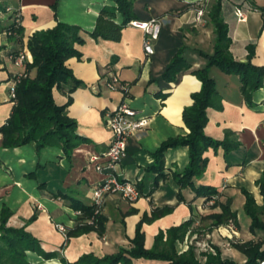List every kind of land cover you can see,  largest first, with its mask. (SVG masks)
Returning a JSON list of instances; mask_svg holds the SVG:
<instances>
[{
  "label": "crops",
  "instance_id": "obj_1",
  "mask_svg": "<svg viewBox=\"0 0 264 264\" xmlns=\"http://www.w3.org/2000/svg\"><path fill=\"white\" fill-rule=\"evenodd\" d=\"M214 1L132 0L135 19L165 18L153 44L154 52L147 56L142 48L143 31L127 23L118 41L89 35L98 11L104 5H113V0H0V125L14 105L9 88L20 69L11 55L26 45L28 36L60 21L77 25L84 40L74 44L80 56L65 61L81 85L70 90L71 83L63 82L53 86L52 96L57 104H66V114L76 122V134L85 140L67 156L57 145L37 148L35 142H28L5 147L0 134V211L5 206L11 212L6 225L25 226L45 251L57 253V257L44 259L29 252L31 264H62L59 255L72 262L83 253L102 256L115 252L129 246L138 224L144 247L150 248L160 230L164 232L189 218L195 219L193 226L201 225V216L220 212L218 205L203 209L204 196L176 183L173 173L188 163L186 146L164 151L161 174L152 168L153 153L162 141L188 132L181 112L192 102L190 94L200 88V81L190 72L205 64V58L196 51H213L214 32L208 11ZM236 6L246 12L244 21L237 19ZM198 9L203 11L200 20L195 17ZM14 13L23 28L20 41L3 30ZM221 16L227 23L232 56L246 59L248 45H252V63L264 66V0H221ZM120 20L117 13L116 21ZM181 46L186 48L183 54L190 69L179 72L175 81H167L163 73ZM106 67L128 84L126 102L148 118L144 128L127 138L125 154L116 167L118 177L135 181L141 196L129 201L116 193L106 195L100 209L103 233L91 229L71 236L61 249L65 236L56 225L70 229L83 221L76 213V203L91 204L92 189L102 178L89 162V155L107 148L111 132L105 124V114L122 98L120 91L102 82ZM209 75L215 80L222 106L206 109L204 132L222 140L225 131L230 130L238 145L226 152L221 145L208 147L203 152L207 158L205 170L193 182L195 186L218 188V201L231 198L230 208L236 213V240L260 239L264 230H249L243 190L250 192L257 204L262 203L256 180L264 171V73L263 86L253 92L250 104L241 95L238 75L226 74L215 66L210 67ZM162 93H166L164 98L160 97ZM177 193L182 200L177 199ZM153 208L157 210L153 212ZM33 213L35 218L27 222ZM221 229L226 231L222 226L213 228L209 241L220 247L223 256L239 258V253L226 245L228 239ZM165 262L135 258L130 264Z\"/></svg>",
  "mask_w": 264,
  "mask_h": 264
},
{
  "label": "trees",
  "instance_id": "obj_2",
  "mask_svg": "<svg viewBox=\"0 0 264 264\" xmlns=\"http://www.w3.org/2000/svg\"><path fill=\"white\" fill-rule=\"evenodd\" d=\"M113 5H104L98 11L93 29L89 35L93 38L102 37L118 41L121 37V29L126 23L135 19L132 0H113ZM120 14L121 20L116 21V15ZM208 16L213 26L214 43L211 53L197 50V54L205 58V64L196 69H191L200 81L199 90L190 94L192 102L185 106L181 112L182 120L188 128L184 135L168 137L153 153L154 162L152 168L161 174L163 168V153L166 149L176 146H186L188 163L181 171L174 172V178L179 187H190L196 195L209 199L216 196L211 207L218 205L220 212H210L201 216V225L194 229V218H189L177 226H171L164 232L159 231L154 238L150 248L144 247L143 233L139 224L128 247H119L117 251L97 256L92 252L83 253L72 262L67 261L62 255L58 258L62 264H130L135 258L155 259L166 261L164 264H258L264 258V237L260 239L236 240L232 239L229 245L239 253V258L223 256L220 247L211 245L214 252L208 250H197L194 243L179 252L178 244L182 242L186 234L203 230L210 232L213 228L225 225L231 219L236 225V213L231 210V198L218 201L219 189L210 185H194V179L201 177L205 170L207 158L203 152L210 146H222L226 151L238 145L235 134L226 130L222 140L211 138L204 132L207 121L206 109L214 107L221 108V99L217 92L215 80L209 75L212 66L217 67L226 74H236L240 81V92L247 104L251 103L253 92L263 86L264 66L252 63L254 54L252 45H248L246 59H235L230 50V38L227 23L221 16V0H215L208 11ZM2 29V28H0ZM3 30L19 41L22 38L23 28L19 20L14 17L3 27ZM77 25L57 21L52 27L35 30L22 45L28 55L25 61L26 76L15 84L14 105L5 123L0 125L1 144L5 147L18 146L28 142H35L40 148L48 145L61 147L65 155L69 156L81 141L85 140L75 132L76 122L70 118L65 111L66 104H57L52 96L53 86L63 82L71 83L70 90L81 85L65 61L71 56H80L75 48V43H83ZM10 32V33H8ZM18 49V50H20ZM185 46L176 50L167 65L163 77L167 81H175L176 75L190 69V63L184 57ZM16 50L15 52H17ZM14 53V52H13ZM106 67L102 72L103 83L108 80ZM166 93L160 94L164 98ZM262 203L257 204L253 195L243 190L245 201L243 209L250 218L249 230L255 233L264 230V171L256 180ZM177 199L182 200L180 193ZM77 209L82 212V222L73 228L66 229L65 239L61 244L62 249L71 236L79 235L91 229H95L101 235L103 233L102 214H95L92 223L86 221L93 215L94 205L76 203ZM157 209L153 208V212ZM10 210L5 206L0 211V264H31V254L36 253L44 259L57 257L55 251H45L39 240L25 226H7ZM33 213L27 222L33 220ZM201 234V233H200ZM197 239V237L195 238Z\"/></svg>",
  "mask_w": 264,
  "mask_h": 264
},
{
  "label": "built area",
  "instance_id": "obj_3",
  "mask_svg": "<svg viewBox=\"0 0 264 264\" xmlns=\"http://www.w3.org/2000/svg\"><path fill=\"white\" fill-rule=\"evenodd\" d=\"M202 12L201 9L197 10L195 15L197 20L201 19ZM234 13L239 21H244L246 19V12L241 7L236 6L234 8ZM14 19L15 21L18 19L16 13H14ZM164 21V17L152 16L147 20L131 19L127 22L128 25L138 27L143 31L142 48L145 55L149 56L153 54V44L159 36ZM11 59L13 63L20 68L14 75L9 88L12 100L14 101L15 84L27 74L25 61L28 59V55L23 49H20L17 52L12 53ZM105 85L111 90L120 91L122 98L112 111L105 114V124L111 132V139L107 148L102 153H91L89 155V162L93 164V167L97 172L102 174V178L92 189L91 197L94 210L93 215L86 219L88 223H92L93 216L100 213L106 195L116 193L129 201H135L141 196V192L138 190L135 181L118 177L116 167L125 154L127 138L131 134L144 128L148 124V118L144 115H140L138 110L131 107L126 102L128 97V84L119 80V77L115 72H108V80L105 82ZM215 199V195L211 196L209 199H204L202 207H211ZM76 213L80 216L82 215V212L79 209L76 210ZM221 226H224L228 232L229 239L226 242V245H229V241L235 239V224L229 219L225 225H220L217 228H221ZM56 227L65 236L66 228L61 224H57ZM203 249H208L214 252V249L211 246L204 247ZM258 264H264V258L260 259Z\"/></svg>",
  "mask_w": 264,
  "mask_h": 264
},
{
  "label": "rangeland",
  "instance_id": "obj_4",
  "mask_svg": "<svg viewBox=\"0 0 264 264\" xmlns=\"http://www.w3.org/2000/svg\"><path fill=\"white\" fill-rule=\"evenodd\" d=\"M201 224H203V223H201ZM196 225H198V223H196ZM222 227H224V226H222ZM194 228H195V226L194 227H192V226L190 227V229H194ZM221 230H222V232L224 234H226L227 239H229L228 238V232L227 231H224L223 229H221ZM209 233L210 232H205L203 230H200L199 232L193 231V232H191V234H186L185 237H187V241L185 240V237H184V239L182 240V242L180 244H178L179 252L185 250L188 247V244L189 243H194L197 246L196 247V251L197 250H204L203 249L204 247H208V246H211V245H215L213 242L209 241V235H208ZM196 237H197V241H195L196 240L195 239Z\"/></svg>",
  "mask_w": 264,
  "mask_h": 264
},
{
  "label": "bare ground",
  "instance_id": "obj_5",
  "mask_svg": "<svg viewBox=\"0 0 264 264\" xmlns=\"http://www.w3.org/2000/svg\"><path fill=\"white\" fill-rule=\"evenodd\" d=\"M53 262H56V261H53ZM57 263V262H56ZM58 264V263H57Z\"/></svg>",
  "mask_w": 264,
  "mask_h": 264
}]
</instances>
